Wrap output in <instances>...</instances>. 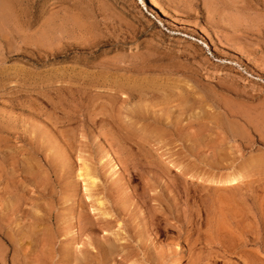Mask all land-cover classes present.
<instances>
[{"label": "rangeland", "instance_id": "1", "mask_svg": "<svg viewBox=\"0 0 264 264\" xmlns=\"http://www.w3.org/2000/svg\"><path fill=\"white\" fill-rule=\"evenodd\" d=\"M154 1L0 0V264H264V0Z\"/></svg>", "mask_w": 264, "mask_h": 264}, {"label": "bare ground", "instance_id": "2", "mask_svg": "<svg viewBox=\"0 0 264 264\" xmlns=\"http://www.w3.org/2000/svg\"><path fill=\"white\" fill-rule=\"evenodd\" d=\"M146 3H147V5L149 6V7H151L152 9H156V10H159V5H158V3L156 2V1H154V0H144ZM163 14V13H162ZM165 17H166V15H165V13L163 14ZM169 19V18H168ZM160 124V123H159ZM85 168H86V166H85ZM84 169V168H83ZM88 169V168H87ZM86 169V171H88L87 173H86V171H84V173H82V172H80V174H79V178L80 179H82L83 180V182L85 183V190H86V192L87 193H89V195H90V192H91V190L93 189V188H95L96 187V182H98V180L96 181V179L95 178H93V176H91L89 173V169L87 170ZM112 169H113V172H114V174L115 175H117L118 173H119V169H118V166H117V164L116 165H113V167H112ZM178 171H179V169H178ZM200 178V177H199ZM200 181H202V179H199ZM198 180V181H199ZM243 180V175H237V176H234V177H231L230 179H228V180H226V181H222V182H220L221 184H227V185H236V184H238L240 181H242ZM209 183H211V181H208ZM219 183V182H218ZM219 183V184H220ZM98 185V184H97ZM93 190H95V189H93ZM93 192V191H92ZM92 194V193H91ZM97 202V204L99 205V207H100V209L103 211L104 210V202H101V201H96ZM102 207H103V209H102ZM97 210H99V208L97 209ZM106 210H107V207H106ZM101 211V212H102ZM105 212V211H104ZM99 213H100V210H99ZM102 214V213H101ZM110 214V213H109ZM104 216H105V214H103ZM109 216V215H108ZM108 216H105V217H108ZM106 251L108 252V253H111L112 254V249H106ZM82 256V255H81ZM83 258V257H82ZM81 259V258H80ZM81 264V263H80ZM83 264V263H82ZM169 264H176L175 263V261H170L169 262Z\"/></svg>", "mask_w": 264, "mask_h": 264}]
</instances>
